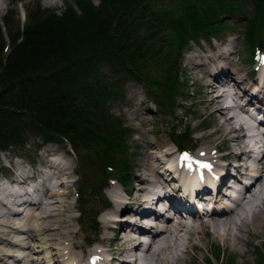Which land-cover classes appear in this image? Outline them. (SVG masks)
Here are the masks:
<instances>
[{
    "label": "trees",
    "instance_id": "trees-1",
    "mask_svg": "<svg viewBox=\"0 0 264 264\" xmlns=\"http://www.w3.org/2000/svg\"><path fill=\"white\" fill-rule=\"evenodd\" d=\"M160 1L98 0L93 6L90 0H72L59 14L34 3L20 30L14 31L4 16L0 153H24L29 138L39 141L36 149L63 145L76 157L78 180L86 177L85 162L100 168L99 178L85 188L89 195L95 197L109 179L124 187L129 177L127 129L107 108L120 96L124 83L143 86L159 105L156 111L165 112L174 106L176 96H188L176 65L182 51L198 38L218 37L232 29L233 23H223L220 15L236 17L250 5V17L242 25L249 63L264 32V0H165L163 5ZM186 138V130L173 138L181 151ZM79 181L77 200L83 203L84 181ZM101 203L106 205L105 200ZM257 252L252 264H264V250ZM219 256L215 248L214 260Z\"/></svg>",
    "mask_w": 264,
    "mask_h": 264
},
{
    "label": "bare ground",
    "instance_id": "bare-ground-1",
    "mask_svg": "<svg viewBox=\"0 0 264 264\" xmlns=\"http://www.w3.org/2000/svg\"><path fill=\"white\" fill-rule=\"evenodd\" d=\"M15 1L17 0L13 2ZM3 4L4 0H0V10ZM186 62L188 70L200 73L202 82L199 85L203 90L204 98L199 103L205 108L206 115L210 117L213 127L215 126L211 134L221 138L220 142L225 148V151L222 152L214 149L215 153L219 152L215 156H208L206 152L204 156L201 154L190 156L186 161V166L189 167L194 161L204 162L208 165L205 168V177L208 179L211 178L210 170H219L221 174L217 179V193H208L210 201L211 199L215 202L228 200L227 196L232 192L235 196L234 199L229 200L232 207L224 208L215 214H208L206 218L192 217L189 225H185L181 215H178L179 222L176 225H172L168 220L161 224L162 217L155 215L154 222L150 223L152 228H155L153 235L148 241L144 242L145 239L141 241L143 235L140 233L146 234L152 229L141 230L139 223L144 220L142 216L150 214L147 207L155 202L153 196L161 189V186L171 188L169 197L174 199L176 204H181L180 201L185 200L177 183L179 171L175 167L172 168L176 177H170V174L165 176L167 170L159 171L162 168L159 166H163L166 162L165 159L170 158L173 151L165 149L162 144L144 141L145 156L143 162L136 168L134 164L137 174L131 176L135 183L131 190L125 193L127 202H122L120 196H116L115 191H109L110 210L99 218L98 229L100 232L97 240L94 238L95 245L87 246V249L84 250L74 243L69 227L71 224L66 219H62L61 223L52 221V215L48 213L50 210L46 211L49 208L48 203L59 204L56 200L59 191L50 189V183H53L55 188H64L67 184L65 180L68 177L67 168L60 163H54L56 161V157H53L56 155L55 150L48 148L41 155L44 158L49 156L51 158L43 161L46 168H43V173L40 172L42 177H40L39 184L34 186V190L29 188L18 193L5 192L6 187L0 185V227L6 230L5 234L0 233V264H46V262L49 264H71L72 262L73 264H82L84 256L86 264L91 262V264H181L190 250H198L199 244L207 249L202 237L208 235L209 232L213 234L214 238L221 240L224 247L230 248L231 244L234 249L241 243L243 234L251 238H260L264 233V134H256L254 129L248 127L238 114L233 113L227 116L231 110L226 105L228 101L233 103L236 101L243 104L241 106L245 108V102H240L244 96H248L247 104L255 98L246 93L248 92L245 87L247 80L242 77L243 75L238 74L237 69L236 71H227L225 66L232 64L225 52H218L215 56L191 55L186 57ZM207 62L208 65H206ZM226 80L232 81L236 88V90L230 91L229 97L217 93L218 88L222 86L221 82H226ZM252 87L254 86L252 85ZM257 88L255 85L253 89L257 90ZM257 91L264 93V85ZM240 94L243 95L240 96ZM259 101L263 103L264 97H260ZM212 108L213 110L210 111ZM132 115L134 114L132 113ZM245 131H250V134L247 135ZM156 150H161L158 152V156L155 155L154 151ZM216 161L221 164L217 165ZM167 162L168 168L171 169V161L167 160ZM229 167L231 173L227 172ZM25 174L23 169L17 168L16 176L12 175V177L20 176V180L17 181L18 185H23L26 179H34L32 175L23 176ZM161 175L167 177L166 180L159 181ZM251 176L254 177L251 184L243 188L242 183L247 184L246 180H251ZM21 177L26 179H21ZM241 178L245 181L241 182ZM228 181L231 184H227ZM237 185L243 189V193L233 189ZM193 186L192 184L188 189L191 193ZM35 194H40L37 201L34 200L37 199L36 197L34 199L29 197V195L37 196ZM178 194H180L179 197ZM43 199L48 202L43 203L41 201ZM63 207V212L67 213L68 207L66 205ZM184 208L188 209L185 205ZM124 212L127 215L122 219V222L115 223L118 221L115 218ZM61 230L64 231V234L59 237L49 234ZM101 231L114 234L118 231V233L115 237L109 238L105 233L101 234ZM32 243L38 245H32ZM244 243H248V241L245 240ZM75 245L80 250L78 255L73 252ZM141 249V255L138 256L137 253ZM23 250H27L28 255L17 254Z\"/></svg>",
    "mask_w": 264,
    "mask_h": 264
},
{
    "label": "rangeland",
    "instance_id": "rangeland-1",
    "mask_svg": "<svg viewBox=\"0 0 264 264\" xmlns=\"http://www.w3.org/2000/svg\"><path fill=\"white\" fill-rule=\"evenodd\" d=\"M10 1L11 0H4V4L0 10V29L3 36L6 35L3 24V19L6 15L8 16L7 20H11V25L9 27L10 30L14 31L16 28L20 30L24 23L25 12L30 9L34 3H37L41 9L52 11L55 14L62 12L66 4L72 3V0H52L50 2L49 0ZM90 1L93 6L98 4V0ZM161 4H165V0H161L160 5ZM250 12V5L246 4L242 9L241 14L236 15V17L230 18L222 17L220 15L219 19H222L223 23L228 22L230 25L233 23L231 30L224 32L221 36L213 37L212 39L198 38L197 43L190 42L182 51L176 65L179 70V80L186 83L185 89L188 92V96H176L174 98V106L170 107L169 110L165 112L156 111L159 105L148 96L144 87L140 84L129 81L124 83L121 88L122 92L120 96L108 102L107 108L109 109V114L112 117H115L120 124L127 129L125 135V148L127 149L126 158L128 161L129 177L127 183L124 185L127 192L128 190H131L133 184L135 183L131 176L132 174H137L135 172L136 166L143 162V158L145 156V150L143 147L144 141L162 144L167 150L177 151L173 138L182 134L184 130H186L187 138L184 141H181V145L184 147L187 156L190 157L195 154H201V156H204L205 152L208 156H215L218 152L215 153L214 149L217 151L219 150V152L225 151V148L220 142L221 138L211 134L213 133L215 126L213 127L210 117H207L206 115L205 108L201 105V103H199L201 99L204 98L203 90L200 89L199 85L202 82L200 73H193L192 70L187 69L186 57L191 55H197L200 57L209 55L208 51L212 48V45L217 46L218 41H221L220 44H222L228 40V44L226 45L227 47L224 46L225 48L223 51L226 53V56H228V59L231 60L232 65L225 66L227 71H236L237 69L238 74L243 75L242 77H245L247 80L245 86L247 90L253 89L252 85L254 87L255 85H259L258 82L255 81V74L253 73V60L250 63L248 62L249 52L243 40L245 27L243 28L242 25H244L243 23H245V20L250 17ZM261 41H264V32ZM261 51L255 52V58L260 59L263 57L264 54ZM206 65H208V62ZM155 75V72L152 71V76L154 77ZM260 95L264 97V93L263 95ZM211 110H213V108L210 109V111ZM132 113L134 115H132ZM233 113L234 112L228 113L227 116H230ZM237 114L241 113L238 112ZM245 133L248 135L250 134V131H245ZM35 145H39V141L37 139L29 138L24 147V153L14 151L0 153V177L10 181L11 174L8 167L11 169H15L16 167V169H23L26 174L35 175V177L40 180L42 175L38 173L37 170L46 168L43 164L44 157L41 154H43L48 148L54 149L56 152V155L53 156L56 157V161L54 163H60V165L66 167L68 177L65 180L67 184L64 188H55L53 183H50V189H56L59 191V196L56 198L59 204L54 205L48 203L47 206L49 208L46 211L50 210L48 213H51L50 215H52V221H58L61 223L60 221L62 219H66L68 223L71 224L69 225L72 231L71 236L74 243L77 246H80L81 249L85 250L87 249V246H94V238L96 239L100 232L98 229L100 225L99 218L102 217L101 215L107 214L111 207L108 191H115L117 197L120 196L123 202H127V199L123 196V194H121L123 188L115 181L103 182L99 190L95 192V197L89 195L88 191L85 192V188H90L93 181H95L96 178H99L100 168L97 166V163L91 165L90 162L89 164L85 162L84 171H86V177L81 178L80 176V179H83L84 181L81 190L84 202L80 203L77 200L76 195L80 179L78 180V175L75 171L77 168V161L73 152L69 149V147L63 145H40L37 149L35 148ZM160 151L161 150L154 151L155 155L158 156V152ZM49 158L51 157L49 156ZM172 159L174 161L176 160V158L174 159L171 157V160ZM165 160L166 162L167 160L170 161V158ZM35 163L39 166L34 167ZM215 163L218 164L217 162ZM159 167L168 168V162L165 166ZM5 170L9 171L6 172ZM228 170L231 171V168L229 167ZM21 179H23V177H21ZM25 181H27L26 183L29 185L34 182L29 179H26ZM236 187L239 188L240 186L237 185ZM102 200H105L108 206L106 205L103 207L101 203ZM50 201L51 200L49 199V202ZM47 202V200L43 199V203ZM64 205L68 207L69 211L67 213L63 212ZM81 205L83 206L84 213H79V207ZM115 220H117V218H115ZM233 232L237 235L235 231ZM0 233L5 234L6 230H4L3 227H0ZM102 233H105V235L109 238L117 235L114 233L112 234L111 232L101 231V234ZM49 234H53L51 235L53 237L54 235L59 237L61 234H64V231H53ZM202 238L205 240V246H207V249L199 244L198 250H190L181 264H204L207 260L208 264H220L221 261H225L226 259H231L232 264H252L257 260V255H259L257 250H264V233L260 236V238H251L246 234H243L241 243H239L235 249L231 244L229 245L230 248L224 247L221 240L216 237L214 238L213 234L210 232ZM245 240H247L248 243H244ZM32 245L38 244L32 243ZM76 245L75 249L73 248V252L78 255L80 254V250L76 248ZM191 247L194 248L192 245ZM215 248H218L220 252L219 260L217 261H215L213 257ZM28 253L29 252L27 250L17 252L20 256L28 255ZM83 258L84 260L82 263L84 264L86 257L84 256ZM46 264H49V262H46Z\"/></svg>",
    "mask_w": 264,
    "mask_h": 264
},
{
    "label": "snow or ice",
    "instance_id": "snow-or-ice-1",
    "mask_svg": "<svg viewBox=\"0 0 264 264\" xmlns=\"http://www.w3.org/2000/svg\"><path fill=\"white\" fill-rule=\"evenodd\" d=\"M262 62H264V58H262ZM182 159L186 161V160H188L189 158H188L187 155H184V156L182 157ZM200 167H205V168H207L208 165H200Z\"/></svg>",
    "mask_w": 264,
    "mask_h": 264
},
{
    "label": "water",
    "instance_id": "water-1",
    "mask_svg": "<svg viewBox=\"0 0 264 264\" xmlns=\"http://www.w3.org/2000/svg\"><path fill=\"white\" fill-rule=\"evenodd\" d=\"M257 46H258L259 49H262L263 42L261 40H259L258 43H257Z\"/></svg>",
    "mask_w": 264,
    "mask_h": 264
}]
</instances>
